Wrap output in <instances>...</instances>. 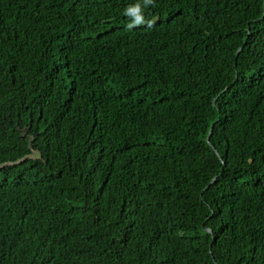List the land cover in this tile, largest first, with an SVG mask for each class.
<instances>
[{
	"label": "trees",
	"instance_id": "16d2710c",
	"mask_svg": "<svg viewBox=\"0 0 264 264\" xmlns=\"http://www.w3.org/2000/svg\"><path fill=\"white\" fill-rule=\"evenodd\" d=\"M0 264H264V0H0Z\"/></svg>",
	"mask_w": 264,
	"mask_h": 264
},
{
	"label": "water",
	"instance_id": "95a60500",
	"mask_svg": "<svg viewBox=\"0 0 264 264\" xmlns=\"http://www.w3.org/2000/svg\"><path fill=\"white\" fill-rule=\"evenodd\" d=\"M26 136H27V131H25L24 134H23V137H26ZM33 141H34V138H31V139H30V146H31V148H32V143H33ZM208 142L211 144V134H210V137H209V139H208ZM211 145H212V144H211ZM205 230H206L207 232H209V233H212L211 230H208V229H206V228H205Z\"/></svg>",
	"mask_w": 264,
	"mask_h": 264
},
{
	"label": "clouds",
	"instance_id": "9594fccd",
	"mask_svg": "<svg viewBox=\"0 0 264 264\" xmlns=\"http://www.w3.org/2000/svg\"><path fill=\"white\" fill-rule=\"evenodd\" d=\"M139 10H140V6L139 5H137L136 6ZM127 14V13H126ZM142 17V16H141ZM144 21L141 19L140 21H138L137 23L138 24H140V23H143ZM133 25H130L129 27H132Z\"/></svg>",
	"mask_w": 264,
	"mask_h": 264
}]
</instances>
